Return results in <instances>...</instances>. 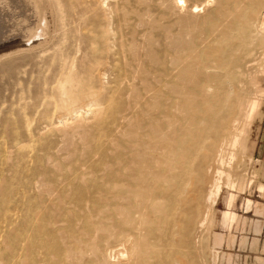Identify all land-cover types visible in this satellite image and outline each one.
<instances>
[{
	"label": "bare ground",
	"instance_id": "bare-ground-1",
	"mask_svg": "<svg viewBox=\"0 0 264 264\" xmlns=\"http://www.w3.org/2000/svg\"><path fill=\"white\" fill-rule=\"evenodd\" d=\"M122 1L124 3V0ZM122 1H120L121 4ZM129 1L147 3L150 5L148 6L149 9L152 7L153 11L155 10L154 5H157L156 7L159 9H164L166 6V0H127V2ZM68 2L74 5V7L70 6V9L73 7L71 16H74L75 19L73 18L74 23L72 26L70 23L71 27L68 26L66 31L61 26L65 14H67L64 6L58 0H53L52 8H50L52 10L50 12L55 13L61 30V36L57 41L56 52L58 54L53 51L58 56L57 60L60 62L63 58L58 48L62 47L61 44L64 42L66 33L69 34L68 41L70 43L95 44L99 45L100 48L96 47L97 50L91 55L97 64L96 67L93 66L94 68L91 67V62L89 67L79 65L78 68L77 65L72 64L78 60H70L71 53L69 52L64 54V59L70 60V65L62 68L65 71L63 77L61 74L64 71L60 70L62 73L59 72L60 77L65 78L64 81L59 80L60 82L63 81L62 84L56 85L58 88L60 85L57 102H62L65 111L69 113L63 112L70 118H64L61 115L57 120L59 123H57L59 125L57 128H64L65 130L69 127V119H76L78 123V119L85 113H88L92 119L87 120L86 125L90 121H96L99 132L95 137V143L93 142L94 144L86 154V159L89 163L87 165L90 166L88 170L100 172L98 174H101L99 177L102 184L98 185L95 182L96 178L90 179L91 183L88 179L87 181L92 184L94 180L93 188L98 186L97 188H101L103 194L100 191L96 192V189L93 191L101 193L100 196L103 195V199L100 201L101 203H97L89 196L92 195L91 189H89L91 185L87 186V183L78 184L82 181L84 183L86 176L84 173L76 172L72 174L73 177L71 178L64 175L61 184V181L58 180H42L43 185L47 189L49 187L51 189H45V195L51 193L54 196L58 195L63 200L64 209L68 211H62L63 215L61 219L57 218V222L60 219L67 224L64 227L62 225L61 228H53L52 224L56 218L52 217L50 208L42 210L41 214L38 213L40 216L36 215L37 225L33 229H27L24 237L28 246L25 249L27 255L23 257L24 264L25 262L26 264L27 262L28 264H82L83 258L89 253L84 255L83 251L81 252V245L87 246L86 236H89L91 226H98L99 220L103 226L105 224L103 229L106 228V231L104 230V234L107 231L119 232L118 237L121 238V233L126 232L129 238L130 233L131 237L133 236L131 245L127 247L129 248V256L128 250L125 248L127 243H125V247L121 244L122 248L119 247V251H114L115 253L111 251L113 255H117V259L121 258L122 260L124 258L127 260V264H144L145 262L147 264L151 259L155 261H153L154 264H193V261L189 263L190 261L184 259L185 257L179 252V249L186 247L185 242L194 223L196 222L199 228L206 225V220L223 189L226 191L224 201L227 206L228 202L232 200L233 193L236 191L237 194L243 193L252 183V180L247 178L245 171L240 175L239 182H236V179L233 178L234 174L232 175V169H235L233 168L234 164L237 167V164L243 159L241 155L239 156L238 151L242 148L244 137L251 126L254 112L261 100L259 98L258 102L257 96L259 95L256 94H264V89L259 87V78L264 77V0H200L196 3H192L191 0H173L172 7L176 13L186 12L207 17V21H202V23L204 22L203 27L200 26L203 29L199 40H197V45H195L194 38L186 42L182 38L183 34L181 35L171 29L174 24V27L178 24L173 19L166 21L167 34H159V32L165 31L158 27L159 20L164 14L160 12L161 10L159 14L155 12L160 16H158L159 19L152 17L153 20H158L157 27L154 28L156 33L147 34L144 31L135 30L136 32L123 34L121 32L123 26L121 27L116 19L117 17L118 20L122 19L121 17L119 19V16L125 15L124 12L126 11L122 15L121 12L115 11L119 13V16L114 15L116 19L112 28L110 27L113 25L111 16L109 15L110 19H108L111 20L110 22L106 20L105 17L107 16H104V12L107 13L104 9L107 3L105 0H68ZM129 4L127 5L129 6ZM123 7H126V4ZM123 7L121 6V8ZM40 10L37 0H0V42L12 39L11 44H16V49L20 51L46 43L45 40L48 39H45L47 36V17H41ZM164 11L166 10L164 9ZM137 14L135 15L137 16ZM127 15L126 18H123L128 21L130 15ZM130 17L132 18V16ZM132 19L129 20L133 24V29L141 24V19ZM70 20L69 22H71ZM49 21L51 22V20ZM154 23L151 22L150 24ZM146 25L150 26L147 23ZM65 27L67 26L65 25ZM127 27L128 25L126 30ZM165 37H167V42L163 39ZM112 39L115 42L111 45L117 43L116 46L120 48L125 46L122 44L124 40L128 39L131 42V44L128 43L130 44L128 56L122 55L124 61H129L128 64L125 63V66L117 58L119 56L110 50ZM166 45L167 54L166 49L163 54H166L167 58L163 55L158 56L157 53L154 56L151 52L153 50L160 51ZM74 47L76 48V46ZM256 49L260 50L257 51ZM147 50L153 56L150 55L148 61H143L140 58L144 57L147 60L149 53L146 52ZM255 50L257 53H254ZM78 51L81 50L78 49ZM82 55H85L83 49ZM88 61H86L87 66ZM256 65L260 67L256 68L257 71L254 69L256 72L252 73L253 70L251 71V69ZM56 67L58 68V66ZM242 67H244L243 71L241 70ZM102 72L112 76L110 85L106 86L108 91H105L107 89L104 86L95 88L93 86L96 80H100ZM239 75L241 79L249 81L247 85H251L252 90L255 89L256 94H254L257 98L253 97L255 96L252 94L254 91L246 94V97L251 94L252 98L249 100L242 101V98L238 97V88H243L241 80L237 79ZM247 80L245 81L248 82ZM112 90H115V94ZM243 91H239V93H245ZM108 93L110 95L112 93L115 100ZM106 94L108 95L107 98L105 97ZM50 98L52 97L50 96ZM78 98L83 99L84 104L77 103ZM103 99H107L106 102L111 107L108 113L103 108L105 114H102L101 110L103 109L100 110L98 107L101 100L105 102ZM110 100H114L112 103L115 104L117 102L116 106H110ZM90 101L96 102V105L90 104ZM102 101L101 103H103ZM53 104L55 103L53 102ZM51 114L53 115V113ZM49 122L51 123V121ZM54 122L56 123V121ZM79 123L81 124V122ZM95 158L100 161V165L94 168L91 162ZM240 166H242L241 163ZM90 174L92 175L91 172ZM31 186L30 183L23 185L21 189L10 188L9 202L11 195L17 194L21 198L30 199V194L38 189L34 185L35 189H32ZM24 189L27 191H23ZM259 190L261 191V188ZM48 201L46 205L49 204L50 201ZM247 204L249 205V202ZM87 205L93 208L91 212H94L96 217L98 214L101 215L97 225L89 223L91 217L88 214L90 212H87ZM146 205H148L149 212L145 210ZM145 211L153 217L149 222L150 228L147 227L146 232L143 227V221L146 217ZM196 217L199 218L198 222ZM234 217L235 213L228 207L221 212L223 224L230 225L233 223ZM195 218L196 221H194ZM78 222H81V227ZM24 227L27 228V226ZM144 232L145 235L143 236ZM62 233L67 240L63 238L64 236H60ZM114 233L112 234L114 235ZM58 236L60 241L62 238L65 240L63 242L58 241ZM124 237L122 240H118L119 238L117 240L122 243L123 240H126ZM114 239L116 240V238ZM98 242L100 243H97L93 235H90L88 249L91 257L87 256L92 258L90 264H95L97 259L103 257V243L101 244L103 241ZM172 251H177V254L172 253V255ZM110 254L108 255L110 256ZM215 258L217 256L214 254L212 259Z\"/></svg>",
	"mask_w": 264,
	"mask_h": 264
},
{
	"label": "rangeland",
	"instance_id": "rangeland-1",
	"mask_svg": "<svg viewBox=\"0 0 264 264\" xmlns=\"http://www.w3.org/2000/svg\"><path fill=\"white\" fill-rule=\"evenodd\" d=\"M120 1H122V0H105V2H107V3L105 4V2H104V4L106 5L104 9H105V11H107V13L104 12L105 13L104 16H107L105 18L109 22L111 20H113V21H111V22H113V25L111 23L112 26H110L113 28L114 23H115L114 21H115L116 17L119 16L118 14L121 12L120 14L122 15V13L124 11H126V12H124V13H126L125 15L119 16V19H120V17L122 19L118 20V17L116 19V21H119V24L121 25V27L123 26L122 27L123 29H121L122 30L121 32L123 34L124 33H128V34L132 33V31H135V30L141 31V32L144 31L147 34L156 33L154 28L157 27V21L158 20L156 21L155 19H159L160 16L158 14L160 12H162V14L164 13L163 14L164 16L163 15L161 16V18H160L161 21L159 20L160 23H159L158 27L160 30H165V31H161V32H159V34L160 33L167 34V23H166V21L173 19V21L175 20L174 22H176V24L177 23L178 24L176 25V27H174L175 26V24H174L171 27V29L174 32H177L181 35L183 34L182 38H184V41H186V42H188L189 40H192L194 38L193 40L195 41V45H197V43H198L197 40H199L200 35H201V31L203 29V28L201 29L200 26L203 27L202 24L204 22L202 23V21H205L207 19L206 16H203L201 14H198V16H197V15L190 14V13L188 14L186 12H184V13L177 12L176 13V11L172 7L173 6L172 5L173 0H168V1L166 0L165 1L166 6L164 9L166 11H164V9H159V7H156L157 5H154L156 8L154 7L155 10L153 11L152 7H151V9H149L150 7H148V6H150V5H148L147 3H142L140 1L137 3L133 2V1H131V2L129 1L130 2V4H129V2H127V0L126 1L124 0V3L122 1L123 5L121 4ZM197 1L199 2L200 0H191L192 3L193 2L196 3ZM58 2L62 6H64L65 13H67V14H65V17L62 21L63 24L61 25L62 27H64L63 29L66 31V29L68 30V28H69L68 26H70V23H71V26L74 23V20H73L74 16H71L72 15L71 9L73 10L74 5L71 2H68V0H62L61 2H60V0H58ZM37 3H38L39 10L41 9L40 10L41 11L40 16L45 17V18L47 17V19H46L47 36L45 37V39L48 38V39H46L48 41L45 40L46 43H44L41 46L34 47V48H27L28 50L23 49L22 51H20L19 49H16V44L15 45L11 44L13 42L12 39L0 42V192H1L0 193V264H11V263L12 264H24V258L23 257L27 255V252L25 249L28 248L27 242H26L27 240L24 237L26 235L27 229H33L37 225V221H36L37 216L36 215L41 214L42 210L44 211L46 208L51 209L52 217L56 218L52 224L53 228L54 227L61 228L62 225L64 227L67 224L66 222L60 220L62 215H63V212L68 211V210L64 209L63 200L58 195H56L57 196L56 197V196H54V194L51 195V193L50 194L48 193L47 195H45L46 194L45 189H47V187H45L43 185L42 180H47V179L54 180V181L58 180V181H61L60 182V184H61L62 183L61 179L63 178L64 175H68L71 178V177H73L72 174H75L76 172L77 173H79V172L84 173V175H86L84 177L86 182L84 180V183H83V181H82V183H78L79 181L77 183L80 185L85 184V183H87V186L91 185L89 187V189H91L90 193H92L93 197H95V198H93L92 195H89V196H91V199H94L97 203H101L100 201L103 199V195L100 196L101 193H96L99 191L102 192L101 188H97L98 186L93 188V186H92V184H94L95 182H97L98 185L102 184L101 183L102 181H100L101 180L100 179L101 174L99 175L98 173H100V172H97V171L92 172L91 170H88V168L90 166L87 165L89 163L87 162V159H86L87 158L86 154H88L87 152H88L89 148H91L92 145L95 143V140H96L95 137L98 135V132H99L98 127H97L98 125L96 126V124H97L96 121L95 122L90 121L86 125V123L92 119L88 113H85V114L81 115V117L85 115L83 118L80 117L81 119L80 118L78 119V123H77L76 119H69L70 120V121L68 120V122L70 123L69 127L65 128V130H64V128H59V127H58L59 128L58 129L57 126H59L58 125L59 123L57 122V120H59V117L61 115H62V117L64 116V118H70V117H69V115H66L69 112L65 111V108H64V105L62 104V102L61 101L57 102L60 85H59V88H58V86H56L59 83L62 84V82L64 81L65 77L64 78H62V77H63V74H65V71L62 68L69 67L70 60H73V59H75L74 61L78 60L79 62L76 61V62L72 63L75 66L77 65L76 67H78V68H79V65L84 66V67H89L90 62H91L92 68L96 67L97 64L92 59L91 55L95 52V50H97L96 47L100 48V46L99 45L97 46L95 44L83 45V44H79V43L74 44V42L70 43V41H68L69 34L66 33L65 38H64V42H62L63 45L61 44L62 47L58 48V49H60V53L63 55L62 60L59 62L57 60L58 56H56L55 54H58V52H56L57 44H58L57 41H59L58 38L61 36L60 35L61 30H60V26L58 23V19L55 16V13L50 12V11H52V10H50V8H52L53 0L52 1L51 0H37ZM70 3H71V5H68ZM115 3H116V5H115ZM111 4H112V6H111ZM119 4L122 7L125 6V4H126V7L121 8V6ZM127 4H129V6ZM169 4H170V6H169ZM70 6H73V7H71V9H70ZM118 6H119V8H118ZM106 8H108V9H106ZM127 8H128V10H127ZM144 8H146V9H144ZM113 9H116V10H113ZM68 11H70L71 13ZM115 11L116 12L118 11L119 13H116ZM130 11H132L133 13ZM43 12H44V14H43ZM155 12H157L158 14ZM127 14L132 16L133 19L130 16H128ZM135 14H137L138 18ZM154 14H156V15H154ZM97 15L100 16V14H97ZM109 15L112 18L111 20H108V19H110ZM126 15L129 17V19H132V20H134V18H135V20L141 19V24L135 26V28L137 27L136 29L135 28L133 29V24L128 19V17H127L128 21L125 19ZM123 17H125V18H123ZM152 17L153 18L155 17V19H154L155 21L153 20ZM201 17H206V18H201ZM67 18H68V20H67ZM70 18H71V20H70ZM49 20H51V22ZM69 20L71 22H69ZM151 22H155V23L150 24ZM196 22L198 23V25ZM65 23H67V24H65ZM146 23L150 26H147ZM65 25L67 27H65ZM127 25H128V27L126 30ZM148 27L153 28V29H149ZM177 28H178V30H177ZM140 29H142V30H140ZM54 30H56V31H54ZM59 30H60V33H58ZM150 30H151V32H150ZM179 30L181 33L179 32ZM197 37H198V39H197ZM165 38H163V39L166 40V42H167V37H165ZM114 42H115V40L112 39V41H110V45H111V43H114ZM129 42L130 41L128 39L124 40V42L122 44H123V46L124 45L125 46L121 47V48L119 46H116L117 43L110 46V50L113 51L114 54H117L119 56L117 58L120 60V62L122 61L121 63L124 66H125V63L126 64L129 63L128 60L124 61L122 59L123 54L126 57V56H128V53L130 52L129 48H130L131 42H130V44H128ZM79 45L81 46V48ZM64 46L66 49L64 48ZM74 46H76V48L77 47H79V48H77V50H76V48ZM87 48H88V50H87ZM78 49L81 50L80 51L81 53L78 51ZM82 49H83V54H85V55H82ZM84 50L87 53H85ZM164 50L167 54V45L165 48L160 49V51L155 50L156 51L155 52L153 50L151 52H153L154 56L157 53L158 56L163 55L164 57L167 58V55L163 54V53H165ZM256 50L259 51L260 49H256ZM53 51L56 53L54 54ZM71 51L73 52V54ZM74 51L75 52L78 51V52L75 53ZM257 51L254 53H257ZM68 52L71 53V57H70V60L67 61L66 59H64V54H66ZM146 52H149V50H147ZM151 52L148 53L147 60H145L144 57H141L140 59L141 60L143 59V61H148V59H150V55L153 56V54ZM52 55L54 56V58ZM86 55L87 56L89 55V56L87 57ZM76 56H77V58H76ZM83 56L86 58H84ZM143 56H144V54H143ZM79 58L82 61H80ZM250 58H252V57H250ZM86 61H88V66L86 65L87 64ZM246 61H248V60H246ZM92 63L96 64V65H93ZM58 64H60V65H58ZM61 64H63V65H61ZM81 64H84V65H81ZM55 65L58 66V68ZM59 66H62V67H59ZM76 67H74V68H76ZM258 67H260V66L256 65L254 68L252 67L253 68V69H251V71L253 70L252 73H255L257 71L256 68H258ZM243 68L244 67H242L241 70ZM263 68H264V66H263ZM254 69L256 71H254ZM60 70H62L64 72L62 73ZM59 72L62 73L61 74L62 77H60ZM103 73L104 72H102V75L100 76V80L99 79H98V81L96 80L94 82L93 86H94V88L97 86L98 87L104 86V88L107 89L105 91H108L107 87H108V84L110 85V82L112 80V78H111L112 76L109 75V73H107V74L106 73L103 74ZM64 76H66V75H64ZM103 76L105 79L103 78ZM110 78H111V80H110ZM60 79H62L63 81L61 80V82H60L59 81ZM237 79H240L241 84L244 85V86L242 85V87H243L242 89H240L241 87L238 88V91H237L239 94L238 97H241L242 101H244V100L246 101V100H249L250 98H252L251 94H250V96L247 95V97H246L247 93H251V91L253 92L255 90V89L252 90L253 88L251 85L250 86H249V84L247 85V83H249V81L247 79H244V80L241 79L240 75H239V77H237ZM259 79H260L259 87L264 89V77H260ZM242 80H243V82H242ZM245 80H247L248 82H246ZM236 81L238 82L239 80H236ZM98 83H99V85H98ZM100 83H103L104 85L100 84ZM50 87H51V89H50ZM242 90H244L243 92H245V93H243V92H242L243 94H241V92L239 93V91H242ZM112 92L115 94V90H112ZM254 93H255V91L252 94L255 95L256 93L255 94ZM244 94H245V96H243ZM108 95H110V94L108 93ZM108 95L106 94L105 97L107 98ZM256 95H259V96H257L258 102H259V98H261V100L259 102L257 110L254 112L253 121L251 123V126L248 128L249 133L247 131V133L244 137V142H243L244 146L242 145V148L240 149V151H238L239 156L241 155V157L243 159H241V161L237 164V167H235L236 165L234 164L233 168H235L236 170L232 169V175L234 174L233 178L236 179L235 180L236 182L237 181L239 182L240 175L242 174L243 171L247 172V178L252 180L251 186H249V188H247L243 193L241 192L240 194H237V191L235 193H233V196L231 197L232 200L229 201L227 204L228 208H230L231 205L233 206L232 210L236 214V217H237L236 221H234L232 223L231 227H229V228L224 227L223 228L220 225V212L223 211L225 208L224 200H225V196H226V191L224 189H223V191H221L215 205L213 206L211 213L209 215V218H207V220H206V223H205L206 225H204L203 228H199L198 225L196 224V222L194 223L193 228L189 230L190 232H189L188 238L186 239V242H185L186 247L183 249H181V248L179 249V252H181L183 254V256L185 257L184 259L186 261H190L189 263H191L193 261L194 262L193 264H195V263L196 264H264V191L262 193H259L258 188H257L259 186V183H262L264 185V181H262L260 179L259 167H258L259 162L257 160V157L254 156L252 153L254 142L259 138L260 132L261 131L264 132V97H263L264 94L260 95L257 93ZM256 95L253 97H256ZM50 96L52 98H50ZM110 96H112V98L114 99L112 93ZM103 100L106 102L107 99L106 100L103 99ZM114 100H112V101H114ZM76 101H77V103L80 102V105L84 104L83 99L78 98ZM81 101H82V103H81ZM101 101L99 102V105H98L99 109L100 110L103 108L106 109V110L105 109L101 110L102 114H105L104 113L105 111H106V113H108L110 108H111V107H109V103L107 104V102L105 103L103 101H102L103 103H101ZM112 101L111 100L109 101L110 106H113V105L116 106L117 102L115 101L116 102V104H115L114 102L112 103ZM53 102L55 104H53ZM95 103L96 102L93 103V101H90V104L96 105ZM53 105H55V107H53ZM101 106H103V107L101 108ZM53 108H54V110H53ZM63 111H65L67 113L65 114ZM51 113H53V115ZM53 116H54V118H53ZM51 117H52V119H51ZM85 117L86 118L89 117V118L86 119ZM48 119H49V121H51V123L48 121ZM53 120L56 121V123ZM83 120H84V122H82ZM71 122H72V124H71ZM79 122H81V124L83 126ZM52 123H54V124H52ZM84 123H85V125H84ZM49 124L51 126H48ZM77 124H79V125H77ZM50 128L52 129V131ZM89 134H90V136H89ZM248 138H249L248 154L250 157L247 155V151H246L247 150L246 145H247ZM84 143H85V145H84ZM251 143H252V145L250 148L249 145ZM96 158H95V160H93L91 162V165H93L94 168H95V166L98 167L100 165V161L98 160L100 158L99 157H98V159H96ZM248 159H249V161H248ZM45 161H46V163H45ZM64 163H66V164H64ZM240 163L242 166H240ZM70 164H72V165H70ZM242 168H243V170H242ZM90 172L92 173V175L91 174L89 175ZM237 172H239V173H237ZM70 173H71V175H70ZM93 173H95V174H93ZM238 174H239V176H238ZM92 178L93 179L96 178V180H95V182L93 180L92 184H89V183H91L90 179H92ZM87 179L90 182L87 181ZM40 182L42 183L43 186L41 185ZM30 183L32 185L31 186L32 189H35L34 187L38 188V189H35L36 191H33L30 194V199L29 198H21L20 195L17 194V195H11L10 202H9V195H10L9 190H10V188L21 189V187L23 185L30 184ZM33 183H35V184H33ZM38 183H40V184H38ZM75 183H76V181H75ZM33 185H34V187H33ZM51 185H49V186H51ZM43 187H45V188H43ZM48 189L51 190L50 187ZM93 189L94 190L96 189L95 190L96 192L93 191ZM25 190L26 189H24L23 191H25ZM102 194H103V192H102ZM46 196L48 197V199H46L47 198ZM96 196H97V198H96ZM41 197H43V198H41ZM234 199H236V200H235V203L233 205ZM246 199H248L252 202V205L250 206V208L248 210H245L243 207V202ZM51 200H52V202H51ZM47 201L49 202L50 205L49 204L46 205ZM259 204L262 205V210L260 212H257L256 206ZM146 206L147 207L145 208V210H147L149 212L148 205H146ZM91 209L93 210V208H91L90 205H87V210H88L87 212H90L88 214H89V217H91V218H89V223L97 225L98 219L101 218V215L98 214L99 217H98V215L96 217L94 212L93 213L91 212ZM148 212L146 213V211H145L146 217H145V220L143 219L144 220L143 221V227H144L145 232L148 228H150L149 222L153 218ZM59 214H61V215L59 216ZM93 217H94V219H93ZM147 217H148V219H147ZM57 218H60L58 222H57ZM196 218H197V222H198L199 218L198 217H196ZM196 218L194 221H196ZM78 223H79L78 225L80 226L81 222H78ZM59 224H60V226H59ZM32 225H33V227H32ZM24 226H27V228ZM104 226H105V224H104ZM104 226L102 223H100V220H99L97 227L91 226V229L89 228L90 234H89V236H86V242H88V243H87V246L81 245V252L83 251L82 253L84 255L89 253V255H87V256L91 255L88 247L90 244V235H93V237L95 238L97 243H100V242H98L100 240L103 241V242H101V244L103 243V249H104L103 250L104 251L103 257L99 260L97 259L95 261V264H127V262H126L127 260H125L124 258H123L124 260L123 259L121 260V258L117 259L116 258L117 255L116 256L113 255L112 252L117 251L118 249L120 250L119 247L122 248V245L124 246L125 243H127V246L125 245L126 247L125 246L124 247L128 250L129 248H127V247L129 245H131V243H132L131 239H133V236L131 237V233H130L129 234L130 238H129L128 234L126 232L121 233V238L118 237L120 234L119 232H116L118 234L112 232V233H114L115 236L111 232H108V231L106 232L107 234L106 233L104 234V232L106 231L105 230L106 228L103 229ZM11 228H12V230H11ZM93 229L95 232L93 231ZM78 230H79V228H78ZM145 232H144L143 236L145 235ZM108 233H110V235L112 234L114 236V238H116V240L113 238V236H109ZM125 233H126V235H125ZM217 235H219L221 237V242H220V244L215 245L214 239ZM60 236L63 237L64 234L62 233ZM108 236L110 237V239ZM123 236H125L124 238H126V240H123L122 243H120L121 241L119 242L118 240H122ZM63 238H65L67 240V238L65 236ZM63 238H62V241H60V237L58 236L57 240L60 242H63L65 240ZM117 238H119V239L117 240ZM87 239H89V240H87ZM111 240H113V241H111ZM127 240H129V241H127ZM20 242L22 245L20 244ZM123 242H124V244H123ZM110 245H111V247H110ZM114 246H115L116 250L113 249ZM11 248H12V250H11ZM84 251H85V253H84ZM86 251H87V253H86ZM24 252H25V255H24ZM109 253H111L110 256L108 255ZM172 253L177 254V251L176 252L172 251L171 254ZM214 254L217 256V258H215L213 260L212 258L214 256ZM87 256L85 255V257L83 258V260L85 261V262L83 261V263L90 264L92 258H89ZM113 256H115V257L113 258ZM128 256H129V250H128ZM15 257H16V259H15ZM87 258H89V259L87 260ZM116 259L119 261L117 262ZM19 260H20V262H19ZM151 260L147 264H154L155 261L152 260V262H151ZM25 264H26V262H25ZM27 264H28V262H27ZM140 264H143V263H140ZM144 264H146V262Z\"/></svg>",
	"mask_w": 264,
	"mask_h": 264
},
{
	"label": "crops",
	"instance_id": "crops-1",
	"mask_svg": "<svg viewBox=\"0 0 264 264\" xmlns=\"http://www.w3.org/2000/svg\"><path fill=\"white\" fill-rule=\"evenodd\" d=\"M248 142H249V138H248V141H247V145H246V151H247V155L249 156V154H248V151H249V147H248ZM251 145H252V143L249 145L250 146V148H251ZM252 153H253V155L254 156H256L257 157V160H258V167H259V175H260V179L262 180V181H264V132H260V136H259V138L254 142V145H253V151H252ZM250 157V156H249ZM260 186V187H259ZM259 186L257 187L258 188V192L259 193H262L263 191H264V185L262 184V183H259ZM261 188V191L259 190ZM235 200L236 199H234V202H233V205H234V203H235ZM247 200V201H246ZM244 202H243V207H244V209L245 210H248L249 208H250V206L252 205V202L250 201V200H248V199H246ZM247 202H249V205L247 204ZM248 207H247V206ZM224 206H225V208H224V210L223 211H225L226 209H227V206H226V204H225V201H224ZM232 208H233V206L231 205V207L230 208H228V209H231L232 210ZM247 208V209H246ZM256 208H257V212H260L261 210H262V205L261 204H259V205H257L256 206ZM223 211H221V212H223ZM233 211V210H232ZM221 212H220V225H221V227H227V228H229V227H231L232 226V223H230V225L229 224H223L222 223V221H221ZM236 219H237V217H236V214H235V217H234V219H233V222L234 221H236ZM220 242H221V237L219 236V235H217L216 237H215V239H214V244L215 245H218V244H220Z\"/></svg>",
	"mask_w": 264,
	"mask_h": 264
}]
</instances>
